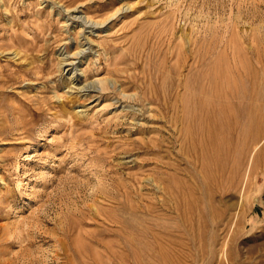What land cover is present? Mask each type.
<instances>
[{
    "label": "rangeland",
    "instance_id": "rangeland-1",
    "mask_svg": "<svg viewBox=\"0 0 264 264\" xmlns=\"http://www.w3.org/2000/svg\"><path fill=\"white\" fill-rule=\"evenodd\" d=\"M0 264H264V0H0Z\"/></svg>",
    "mask_w": 264,
    "mask_h": 264
},
{
    "label": "bare ground",
    "instance_id": "bare-ground-1",
    "mask_svg": "<svg viewBox=\"0 0 264 264\" xmlns=\"http://www.w3.org/2000/svg\"><path fill=\"white\" fill-rule=\"evenodd\" d=\"M84 90V89H83ZM256 146V145H255ZM255 148V147H254Z\"/></svg>",
    "mask_w": 264,
    "mask_h": 264
}]
</instances>
